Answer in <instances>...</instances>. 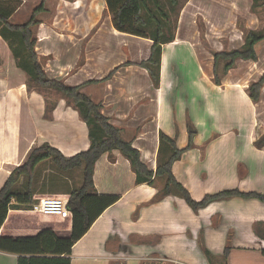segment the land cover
Wrapping results in <instances>:
<instances>
[{
  "label": "crops",
  "instance_id": "obj_1",
  "mask_svg": "<svg viewBox=\"0 0 264 264\" xmlns=\"http://www.w3.org/2000/svg\"><path fill=\"white\" fill-rule=\"evenodd\" d=\"M242 1L247 3L234 0V7ZM43 4L35 27L43 71L53 80L81 86L150 171L157 166L159 132L174 138L179 150L192 132L194 147L172 164L171 173L193 201L229 190L264 195V147L253 145L264 133V87L255 104L247 94L248 84L264 73V49L256 62L237 61L221 85L213 83L212 53L222 51L209 31L216 0L183 2L174 40L162 46L157 88L138 66L148 59L152 41L116 31L104 0ZM197 17L215 51L200 45ZM46 102L54 104L49 117ZM42 144L72 157L89 147L87 125L61 96L51 101L43 91L29 90L23 81L12 83L0 71V189ZM46 161L35 168L30 203L11 205L1 231L70 230L69 218L36 212L40 199L54 197L44 188L51 167ZM63 172L55 180L64 186L65 200L80 187L82 168ZM93 184L97 195L117 196L118 201L73 244L69 264H209L206 254L219 259L227 246V264H264V202L258 199L235 196L197 212L176 195L152 202L164 178L154 179V186L136 184L129 162L117 151L97 160ZM26 186L21 176L14 190L24 192ZM0 264H17V256L0 252Z\"/></svg>",
  "mask_w": 264,
  "mask_h": 264
},
{
  "label": "trees",
  "instance_id": "obj_2",
  "mask_svg": "<svg viewBox=\"0 0 264 264\" xmlns=\"http://www.w3.org/2000/svg\"><path fill=\"white\" fill-rule=\"evenodd\" d=\"M20 0H0V37L16 42L19 50L26 55L24 60H19L18 65L25 71L28 80L25 82L29 90L39 93L50 90L64 98L67 103L77 110L79 118L87 125L89 147L72 157H64L58 150L42 144L34 148L25 162L15 168L0 189V252L17 256V264H69L70 250L91 227L95 220L111 205L118 201L117 196L97 195L93 192V173L97 160L103 154L117 151L130 164L135 174L136 184L154 186V179L164 178L163 187L158 191L152 202L159 201L169 195L182 198L194 211L206 207L208 204L227 200L235 196L246 199H258L264 202V195L256 193H239L237 190L222 191L214 195H206L201 201L195 202L171 173L172 164L179 160L184 151L194 147L195 133H189L186 148L179 150L174 138L159 132V146L157 166L154 172L141 161L140 152L132 147L130 141L122 138V130L111 123L102 115L101 105L93 103L81 91V86H69L63 81L47 77L35 52L37 39L32 30L39 25L37 16L44 10L43 0L33 9L24 23L11 22V15L15 11V3ZM111 16V23L118 32L136 37L147 38L152 41L150 55L147 60L138 64L145 69L155 88L159 85V69L162 46L174 40L176 23L169 24L170 14L161 4L160 0H104ZM255 5L264 6V0H252ZM170 9L177 5V0H166ZM251 11L256 14L255 9ZM179 11L176 12L178 17ZM264 40V30L243 31V44L238 49L213 52V83L221 85V79L229 70L236 66L237 61L258 60L256 45ZM221 72L219 74V66ZM110 74L108 78H110ZM264 85V73L257 80L250 82L247 94L255 104L260 100L261 88ZM47 101V100H46ZM53 103L46 102V117L53 109ZM253 145L260 149L264 147V133L254 141ZM46 160H51L53 165L61 171H70L82 168V183L79 188L72 190L66 197L65 206L69 211L71 228L68 232H56L51 229L30 232L5 233L1 228L7 218L11 205L29 204L31 201V180L36 166ZM27 178L24 192H16L19 178ZM12 200H14L12 202ZM52 218L53 216L44 215ZM59 218V217H57ZM65 218V219H68ZM63 219V218H59ZM230 241V237L227 238ZM229 245V242H227ZM229 246L224 250L221 258L206 254L209 264H227ZM264 255V250L262 251Z\"/></svg>",
  "mask_w": 264,
  "mask_h": 264
},
{
  "label": "rangeland",
  "instance_id": "obj_3",
  "mask_svg": "<svg viewBox=\"0 0 264 264\" xmlns=\"http://www.w3.org/2000/svg\"><path fill=\"white\" fill-rule=\"evenodd\" d=\"M160 1L162 6L166 8L170 14L169 24L174 25L177 21L176 12L180 10L185 0H177V5L173 9H170L168 7V5L166 4V0ZM216 1L218 2L219 6L214 8V11L212 13L213 18H211V20L214 25L209 28V31L215 32L211 39L218 42L220 50H231L239 48L241 46V43L243 44V31L264 30V6L255 5L252 0H246L247 3L243 1L237 2V4H235V7L233 3L234 0ZM39 2H41V0H20L19 2H16L15 11L12 13L10 18L11 22L24 23L25 21H27L33 9L38 6ZM251 8L255 9L256 14L251 11ZM209 11L210 9L208 10V12ZM50 17L51 15L48 17V20H51ZM201 18L197 17L196 19L197 24L199 23L198 26H196V30L198 33V38L200 39V45L205 49L208 48L210 51H215L210 47V41L209 43L207 41V38L208 40L211 39H209L208 37V32L205 25L203 26V23L200 22ZM32 30L35 36L36 28L33 27ZM234 38H241V41L240 39H238V41L231 43V40ZM263 49L264 40L257 46V54L261 56ZM16 56H18L19 60L21 61L26 58L25 53L23 52V50L18 49L17 44L14 40H5L0 37V71L4 75H6L12 83L22 81L26 82L28 80V76L20 67V65H18L17 60L15 59ZM39 62L43 68V62L41 60H39ZM218 72L220 74L221 65L219 66ZM43 92L45 96L49 97L51 101L57 99V97L60 96L50 90H43ZM45 164H49L51 166L49 168V173L47 174V184L44 186V188L47 190L46 193L50 196H57L56 198H61L64 200L65 188L64 186L58 184V182H61L55 180V175L64 176L66 172L57 169L50 160L46 161ZM72 184H74V182Z\"/></svg>",
  "mask_w": 264,
  "mask_h": 264
},
{
  "label": "built area",
  "instance_id": "obj_4",
  "mask_svg": "<svg viewBox=\"0 0 264 264\" xmlns=\"http://www.w3.org/2000/svg\"><path fill=\"white\" fill-rule=\"evenodd\" d=\"M14 200H12L13 202ZM36 212L59 218H68L69 211L65 206V201L61 198L48 197L38 201Z\"/></svg>",
  "mask_w": 264,
  "mask_h": 264
}]
</instances>
